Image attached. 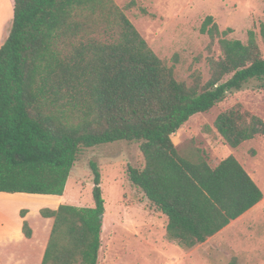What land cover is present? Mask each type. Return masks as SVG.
<instances>
[{
  "label": "trees",
  "instance_id": "1",
  "mask_svg": "<svg viewBox=\"0 0 264 264\" xmlns=\"http://www.w3.org/2000/svg\"><path fill=\"white\" fill-rule=\"evenodd\" d=\"M115 0H13V25L0 49V192L62 197L83 149L137 143L142 166L127 178L168 217L167 237L191 250L256 207L264 194L229 156L212 167L183 156L173 136L253 80L264 90V56L255 31L228 39L208 16L201 33L209 79L179 82ZM264 44V24L260 25ZM214 128L237 149L264 138V119L235 105ZM93 207L43 209L54 226L42 264H99L106 208L102 176L91 163ZM26 211H22L24 218ZM23 232L32 237L25 221Z\"/></svg>",
  "mask_w": 264,
  "mask_h": 264
},
{
  "label": "rangeland",
  "instance_id": "2",
  "mask_svg": "<svg viewBox=\"0 0 264 264\" xmlns=\"http://www.w3.org/2000/svg\"><path fill=\"white\" fill-rule=\"evenodd\" d=\"M126 9V15L148 42L154 52L175 70L179 82L190 83L191 75L198 71L204 81L209 79L207 58L221 56L218 42L209 52L211 40L201 33V26L208 16H213L221 31L232 29L228 39L246 43L248 32L253 30L264 56V44L260 25L264 24V0H115ZM262 82L250 81L240 92L231 93L227 99L206 113L193 116L175 135L173 141L183 156H203L214 168L229 156H234L252 175L264 193V138L244 143L237 149L226 145L214 128L218 115L235 106L264 119V90ZM98 164L101 171L102 190L106 212L102 233L99 264H106L109 250L121 247L127 232H145V228L161 221L156 209L144 194L132 186L127 178V167L142 166L144 158L137 143L119 142L83 149L70 178L65 194L35 196L50 207L57 203L75 207H93V174L91 163ZM41 203V202H39ZM42 204V203H41ZM248 218L233 224L231 230L264 233V200L248 214ZM140 228V229H139ZM139 229V230H138ZM149 234V232H147ZM146 235L148 238L149 235ZM252 234L241 233L242 238ZM145 236V234H144ZM141 253H143V250ZM234 252V251H233ZM259 257L264 250H258ZM144 254V253H143ZM147 264H156L155 255L147 249ZM115 261L122 258L115 255ZM232 259H237L232 257Z\"/></svg>",
  "mask_w": 264,
  "mask_h": 264
},
{
  "label": "crops",
  "instance_id": "3",
  "mask_svg": "<svg viewBox=\"0 0 264 264\" xmlns=\"http://www.w3.org/2000/svg\"><path fill=\"white\" fill-rule=\"evenodd\" d=\"M12 25L13 0H0V49L10 35ZM249 175L252 177L250 173ZM35 196L41 195L0 192V264L43 263L54 219L43 217L41 210H57L62 204L57 203L50 207L43 202L46 199ZM252 210L233 221L204 244L191 250H186L168 239V217L156 211L161 221L156 219L155 225L145 228V232H135L137 229L128 231L132 237H125L121 247L110 248L106 264H147L148 259L145 257L147 249L155 255L156 264H264V256L259 257L257 253L259 249L264 250V233L231 230L233 224L246 220ZM22 211L27 212L24 218L21 215ZM25 221L32 230L31 238H27L23 232ZM241 233L252 235L242 238ZM119 252L122 253V258L115 261L114 257L119 256ZM232 257L237 259L233 260Z\"/></svg>",
  "mask_w": 264,
  "mask_h": 264
},
{
  "label": "water",
  "instance_id": "4",
  "mask_svg": "<svg viewBox=\"0 0 264 264\" xmlns=\"http://www.w3.org/2000/svg\"><path fill=\"white\" fill-rule=\"evenodd\" d=\"M104 216H101V218H103Z\"/></svg>",
  "mask_w": 264,
  "mask_h": 264
}]
</instances>
